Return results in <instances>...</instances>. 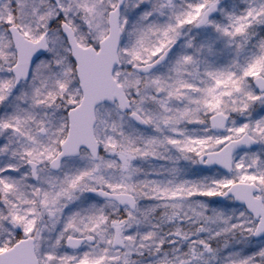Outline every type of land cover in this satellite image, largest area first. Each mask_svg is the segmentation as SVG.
Returning <instances> with one entry per match:
<instances>
[{
    "label": "snow or ice",
    "instance_id": "6c2138e0",
    "mask_svg": "<svg viewBox=\"0 0 264 264\" xmlns=\"http://www.w3.org/2000/svg\"><path fill=\"white\" fill-rule=\"evenodd\" d=\"M0 264H264V0H0Z\"/></svg>",
    "mask_w": 264,
    "mask_h": 264
}]
</instances>
